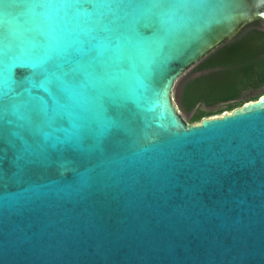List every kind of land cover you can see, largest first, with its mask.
<instances>
[{
  "label": "water",
  "instance_id": "obj_1",
  "mask_svg": "<svg viewBox=\"0 0 264 264\" xmlns=\"http://www.w3.org/2000/svg\"><path fill=\"white\" fill-rule=\"evenodd\" d=\"M264 0H0V264H264V95L191 125L177 81Z\"/></svg>",
  "mask_w": 264,
  "mask_h": 264
},
{
  "label": "trees",
  "instance_id": "obj_2",
  "mask_svg": "<svg viewBox=\"0 0 264 264\" xmlns=\"http://www.w3.org/2000/svg\"><path fill=\"white\" fill-rule=\"evenodd\" d=\"M260 21L244 27L229 43L194 67L197 77L182 88L180 102L189 124L241 108L244 93L264 86V30ZM217 105L224 106L225 111Z\"/></svg>",
  "mask_w": 264,
  "mask_h": 264
},
{
  "label": "rangeland",
  "instance_id": "obj_3",
  "mask_svg": "<svg viewBox=\"0 0 264 264\" xmlns=\"http://www.w3.org/2000/svg\"><path fill=\"white\" fill-rule=\"evenodd\" d=\"M260 29L264 30V23L260 24ZM194 68H192L191 70H189L184 76H182L177 83L174 86V90H173V99L182 115V117L184 118V120L186 122H189L191 114L192 113H188L186 111L183 110L182 106H181V102H180V96H181V92H182V88L185 85V83H187L189 80L197 77L198 75H200V73H195ZM264 95V86L260 87L259 89L256 90H249L246 93L243 94L241 101H249V100H254L257 99L259 96ZM250 102V101H249ZM254 102V101H251ZM221 107L222 111H225V107L224 106H220L217 105L216 108ZM231 112H223L221 115L218 116H213L210 118H214V117H221L224 114H230ZM200 123V122H199ZM198 124V123H195ZM194 125V124H192Z\"/></svg>",
  "mask_w": 264,
  "mask_h": 264
}]
</instances>
